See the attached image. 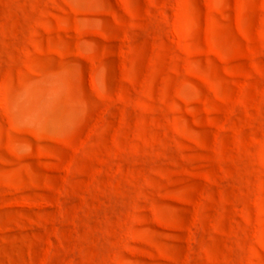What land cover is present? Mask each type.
I'll return each mask as SVG.
<instances>
[{"label": "rangeland", "instance_id": "rangeland-1", "mask_svg": "<svg viewBox=\"0 0 264 264\" xmlns=\"http://www.w3.org/2000/svg\"><path fill=\"white\" fill-rule=\"evenodd\" d=\"M0 264H264V0H0Z\"/></svg>", "mask_w": 264, "mask_h": 264}]
</instances>
